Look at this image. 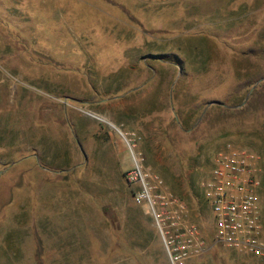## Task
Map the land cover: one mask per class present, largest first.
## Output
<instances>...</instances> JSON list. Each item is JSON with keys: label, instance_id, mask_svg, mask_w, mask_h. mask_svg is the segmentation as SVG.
Wrapping results in <instances>:
<instances>
[{"label": "rangeland", "instance_id": "obj_1", "mask_svg": "<svg viewBox=\"0 0 264 264\" xmlns=\"http://www.w3.org/2000/svg\"><path fill=\"white\" fill-rule=\"evenodd\" d=\"M229 143L264 217V0H0V264H170L136 157L209 243L189 264H264L213 240L201 182Z\"/></svg>", "mask_w": 264, "mask_h": 264}, {"label": "built area", "instance_id": "obj_2", "mask_svg": "<svg viewBox=\"0 0 264 264\" xmlns=\"http://www.w3.org/2000/svg\"><path fill=\"white\" fill-rule=\"evenodd\" d=\"M133 151L141 136L119 129ZM135 155V154H134ZM136 157V156H135ZM258 157L240 146L227 144L214 156L210 175L201 188L213 213L214 238L230 249L264 260V217ZM127 172L136 187L134 201L145 205L152 216L170 264H189L210 248L200 226L190 219L188 205L165 185L157 173L143 167L141 158Z\"/></svg>", "mask_w": 264, "mask_h": 264}, {"label": "crops", "instance_id": "obj_3", "mask_svg": "<svg viewBox=\"0 0 264 264\" xmlns=\"http://www.w3.org/2000/svg\"><path fill=\"white\" fill-rule=\"evenodd\" d=\"M158 230V229H157ZM159 232V231H158ZM160 234V233H159ZM160 238H161V234H160ZM162 240V239H161ZM163 243V242H162ZM164 245V244H163Z\"/></svg>", "mask_w": 264, "mask_h": 264}]
</instances>
